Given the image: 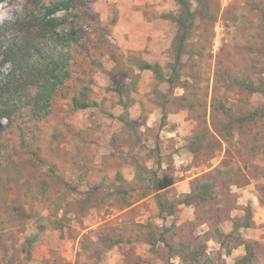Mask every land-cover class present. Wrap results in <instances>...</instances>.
<instances>
[{
    "label": "rangeland",
    "instance_id": "rangeland-1",
    "mask_svg": "<svg viewBox=\"0 0 264 264\" xmlns=\"http://www.w3.org/2000/svg\"><path fill=\"white\" fill-rule=\"evenodd\" d=\"M57 1L0 3V81L68 72L45 116L0 119V264H264V0H192L173 86L138 64L171 75L174 0Z\"/></svg>",
    "mask_w": 264,
    "mask_h": 264
},
{
    "label": "trees",
    "instance_id": "trees-1",
    "mask_svg": "<svg viewBox=\"0 0 264 264\" xmlns=\"http://www.w3.org/2000/svg\"><path fill=\"white\" fill-rule=\"evenodd\" d=\"M4 0H0V3ZM73 0H58L49 8V14L58 11V9L69 8L71 6V2ZM178 6L179 11L176 14H169L178 25L177 33L173 40V47L175 50V64L173 66V71L171 75L168 77L162 72V68L158 63H150L141 61L138 64L140 69H149L152 70L156 77L161 81H166L173 86L175 80L179 77V65L182 61V57L185 51L186 43L189 38L192 27L195 24L197 11L193 8L192 0H174ZM200 1V0H199ZM59 58V57H58ZM40 60H42L45 64H35L29 63L27 67L20 66L17 74H11L8 76L6 81H0V119L10 118L13 116L21 107L25 105H31L32 111L37 113L39 117L45 116L48 113L51 98L54 96L57 88L60 84L63 83L66 74L68 73L65 70V63L63 60L54 59L51 60L45 59V56L40 55ZM29 70L26 75L24 81V88L26 87L28 92H31L32 88H35L36 91L31 93V98L25 102L20 96L16 95V92L20 90L21 84L20 79L22 76V71L24 74V70ZM39 76L38 80H34L32 85H30V79L32 77ZM21 85V86H20ZM259 87L251 88L252 91H259ZM116 91L119 94L123 93L121 87H116ZM72 105L74 110L85 109L92 106H97L98 103L96 101H87L86 99H80L79 97H73ZM125 109L129 107L128 104H124ZM163 119L166 117V113H163ZM249 118H253V114H249L248 116H244L240 119L247 120ZM164 121V120H163ZM174 183V179L169 176H164L162 178H158L155 180V188L156 189H164L169 187ZM202 186V185H201ZM203 190L198 193V195L194 196L193 193H189L186 195L185 199L181 200L180 203L191 204L195 201V199H199L205 201L207 199V195H209V184L203 185ZM159 206L161 211L165 209L164 204L159 200ZM250 224L245 223L242 226H249ZM244 244V243H243ZM247 254L243 256L242 259H248L249 255L252 253L251 247L249 244H245ZM249 251V252H248ZM198 253V252H197ZM195 254V257L197 255ZM252 256V254H251ZM193 259L194 256L192 257ZM187 260V257H185Z\"/></svg>",
    "mask_w": 264,
    "mask_h": 264
},
{
    "label": "crops",
    "instance_id": "crops-1",
    "mask_svg": "<svg viewBox=\"0 0 264 264\" xmlns=\"http://www.w3.org/2000/svg\"><path fill=\"white\" fill-rule=\"evenodd\" d=\"M180 257H181V255H180Z\"/></svg>",
    "mask_w": 264,
    "mask_h": 264
}]
</instances>
